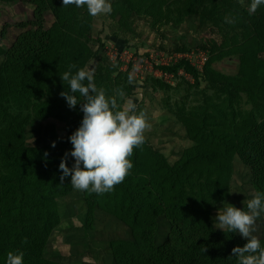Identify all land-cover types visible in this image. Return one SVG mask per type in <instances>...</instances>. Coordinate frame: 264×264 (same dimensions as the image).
<instances>
[{
  "label": "trees",
  "instance_id": "obj_1",
  "mask_svg": "<svg viewBox=\"0 0 264 264\" xmlns=\"http://www.w3.org/2000/svg\"><path fill=\"white\" fill-rule=\"evenodd\" d=\"M9 1L31 8V17L19 26H35L38 32L34 51L0 64V264L9 251L17 250L24 252V264H65L63 253L49 249V237L59 223L60 201L75 190L70 176L61 184L59 164L73 148L68 138L80 126L83 112L79 104L70 109L60 96L70 91L60 76L69 65L76 66L71 69L75 74L91 54L79 38L88 30L89 19H77L78 8L63 7L62 0H0ZM157 1L125 0L127 5H113V13L130 8L153 12ZM178 1L191 13L195 7L215 12L219 21L236 16L230 8L233 0ZM45 11L55 17L49 26ZM242 13L255 17L245 6ZM155 14L156 19L161 16ZM255 28L264 38V20ZM212 60L201 69L184 58L160 67H182L197 84L203 78L216 90L200 93L204 104L196 119L182 116V106L175 114L172 128L188 143L181 145L174 138L165 153L166 140L146 138L130 157L129 175L113 191L80 192L86 205L83 229L108 232L111 264H238L232 249L247 241L219 229L216 216L230 204L247 210L248 200L264 192V83L214 70ZM97 88L108 97L116 95L110 87ZM234 90L247 92L253 108L236 109L231 101ZM75 95L83 102L79 93ZM118 102L122 106L123 101ZM67 163L71 168L74 158L69 155ZM240 197L247 201L238 204ZM93 237L86 236L87 245Z\"/></svg>",
  "mask_w": 264,
  "mask_h": 264
},
{
  "label": "rangeland",
  "instance_id": "obj_2",
  "mask_svg": "<svg viewBox=\"0 0 264 264\" xmlns=\"http://www.w3.org/2000/svg\"><path fill=\"white\" fill-rule=\"evenodd\" d=\"M230 2L236 16L228 17L234 18L235 23L219 21L215 12L211 15L197 7L191 13L178 0L157 1L153 12L130 8L123 9L120 14L112 11L98 17H91L84 7L78 8L77 19H89L86 21L89 22L88 30L79 36L91 51L82 68L95 69L97 86L122 89L125 98L137 104V111L141 107L144 109L150 124L145 137L149 142L166 140L165 153H169L170 146L175 144L174 138L181 145L188 143L171 125L181 106L182 116L196 119L204 104L200 93L213 94L216 90L203 78L197 84L182 67L165 71L161 65H176L184 58L201 69L213 58L210 66L214 70L264 83V38L255 28L264 20V5L258 8L254 18H250L240 14L241 6L248 8L250 0H243V4L241 0ZM111 3L112 7L126 4L125 0H111ZM156 12L161 15L158 19ZM31 13L25 3L0 2V64L17 61L34 51L37 28L19 26L21 21L31 17ZM43 19L49 26L55 17L45 11ZM129 77L133 80L131 84ZM247 100H250L247 92L234 90L231 96L232 104L241 112L253 108ZM159 122L170 124L159 127ZM80 192L74 190L60 201L59 223L49 237V249L55 254L63 253L65 264H111L106 246L108 232L92 233L83 229L81 219L86 205ZM236 199L238 204L241 199L247 201L245 197ZM255 227L253 234L264 241V213L257 219ZM161 229L166 231L164 227ZM86 236H94L91 245L86 244ZM174 239L178 247L177 238L172 237L171 241Z\"/></svg>",
  "mask_w": 264,
  "mask_h": 264
},
{
  "label": "clouds",
  "instance_id": "obj_3",
  "mask_svg": "<svg viewBox=\"0 0 264 264\" xmlns=\"http://www.w3.org/2000/svg\"><path fill=\"white\" fill-rule=\"evenodd\" d=\"M70 5L77 8L86 6L91 17L113 11L111 0H62L63 7ZM261 5H264V0H250L249 14H255ZM225 22L235 23V19L226 17ZM75 67L69 65V70L60 76L62 81L68 82L70 89L62 91L60 96L70 109H75L79 104L83 119L68 138L73 148L70 153H65L59 164L62 173L60 182L63 184L65 178L70 176V184L75 190L103 195L113 191L129 175L133 168L130 157L135 148L145 143V131L150 124L147 113L137 112V104L126 99L122 89H117L115 96L108 97L103 88H97L94 68L85 66L73 74L71 69ZM129 83H133L131 77ZM76 93L83 97V102L78 100ZM118 101L125 102L121 106ZM52 147H55V142ZM69 155L74 158L71 168L67 163ZM261 213H264V192H257L248 200L247 210L230 204L222 212L218 211V228L237 232L247 241L242 247L232 249L231 255L237 257L238 264H264V247L253 234ZM24 242H27V238ZM202 251L206 252L207 248L203 247ZM5 264H24V252L9 251Z\"/></svg>",
  "mask_w": 264,
  "mask_h": 264
},
{
  "label": "built area",
  "instance_id": "obj_4",
  "mask_svg": "<svg viewBox=\"0 0 264 264\" xmlns=\"http://www.w3.org/2000/svg\"><path fill=\"white\" fill-rule=\"evenodd\" d=\"M201 58H202V61L204 62V59H203L202 56L200 57V59H201ZM188 60H189V59H188ZM205 60H206V58H205ZM189 62H190V64H192L195 68L197 67V66L195 65L196 63H194V62H192V61H190V60H189Z\"/></svg>",
  "mask_w": 264,
  "mask_h": 264
}]
</instances>
